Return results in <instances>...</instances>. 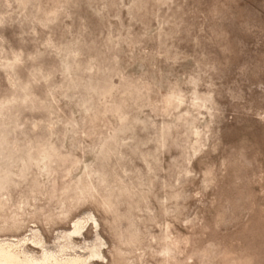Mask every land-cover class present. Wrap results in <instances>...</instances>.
Returning <instances> with one entry per match:
<instances>
[{
	"label": "rangeland",
	"instance_id": "1",
	"mask_svg": "<svg viewBox=\"0 0 264 264\" xmlns=\"http://www.w3.org/2000/svg\"><path fill=\"white\" fill-rule=\"evenodd\" d=\"M88 215L91 264H264V0H0V239Z\"/></svg>",
	"mask_w": 264,
	"mask_h": 264
},
{
	"label": "bare ground",
	"instance_id": "2",
	"mask_svg": "<svg viewBox=\"0 0 264 264\" xmlns=\"http://www.w3.org/2000/svg\"><path fill=\"white\" fill-rule=\"evenodd\" d=\"M92 220L98 225L93 215L78 218L73 222L72 228L60 231L53 245H47L39 230H32L29 236L9 239H0V264H91L93 257H101L103 241L97 233L92 243L79 247L75 244L73 236L81 233L87 221ZM82 234V233H81ZM80 235V234H79ZM31 240L34 245H40V252L26 246ZM33 245V246H34Z\"/></svg>",
	"mask_w": 264,
	"mask_h": 264
}]
</instances>
